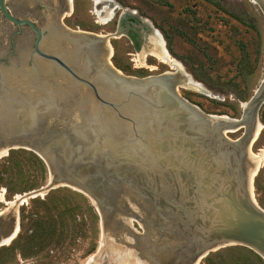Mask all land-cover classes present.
<instances>
[{
    "label": "water",
    "instance_id": "95a60500",
    "mask_svg": "<svg viewBox=\"0 0 264 264\" xmlns=\"http://www.w3.org/2000/svg\"><path fill=\"white\" fill-rule=\"evenodd\" d=\"M33 1L43 7L42 25L27 19L33 10L13 12L0 0V17L15 27L0 41V151L6 149L0 158L13 149L30 151L48 175L42 188L24 195L56 185L76 189L102 212L105 233L118 220L119 194L127 188L152 206L161 234L178 236L191 249L231 241L264 257V210L250 200L238 166L243 131L229 140L231 133H221L224 115L188 107L176 93V70L117 73L104 60L107 39L63 25L64 0L54 7ZM249 1L264 19V0ZM120 14L105 35H122L138 51L153 27L127 25ZM263 103L264 73L234 120L247 109L256 120ZM10 227L0 215V237Z\"/></svg>",
    "mask_w": 264,
    "mask_h": 264
},
{
    "label": "rangeland",
    "instance_id": "374dc122",
    "mask_svg": "<svg viewBox=\"0 0 264 264\" xmlns=\"http://www.w3.org/2000/svg\"><path fill=\"white\" fill-rule=\"evenodd\" d=\"M144 19L161 37L168 55L181 66L190 81L206 94L177 89V94L201 112L237 119L240 104L252 95L264 73V19L249 0H113ZM64 26L96 34L113 33L115 17L105 25L94 16V0H71ZM32 16L42 25L39 7L31 0ZM15 27L0 17V41L5 44ZM110 64L122 74L145 77L172 70L153 57L143 65L124 36L107 39ZM261 125L249 152L258 164L251 181L252 197L264 210V103L256 113ZM241 130L225 134L229 140ZM259 159H257V157ZM47 170L32 152L13 149L0 158V215L13 211L17 231L0 245V264H114L106 244H101L100 220L90 198L68 186L56 185L21 201L25 193L42 188ZM134 233L141 227L127 219ZM105 252V253H104ZM111 252H109L110 254ZM125 258L124 264H135ZM196 264H264L254 250L236 243H221L198 257Z\"/></svg>",
    "mask_w": 264,
    "mask_h": 264
},
{
    "label": "bare ground",
    "instance_id": "6f19581e",
    "mask_svg": "<svg viewBox=\"0 0 264 264\" xmlns=\"http://www.w3.org/2000/svg\"><path fill=\"white\" fill-rule=\"evenodd\" d=\"M39 1H41L43 4L53 7L57 5L56 0ZM64 2L65 6L61 12V19L68 15L72 7L71 0H64ZM5 3L12 8L13 12H17L20 11V9L22 11H25L26 9L29 10L31 0H5ZM118 9L121 11L120 19L125 20L127 25H132L135 27L139 24H142L144 26L151 27L137 13L119 7V5L113 0H94V8L92 13L96 17L99 24L105 25L113 19L114 13ZM48 15L52 16L53 12H49ZM120 32V28H118L117 34ZM141 36L144 38L145 35L142 33ZM97 37L103 39L104 41L110 38L108 35L102 34H98ZM147 37V40H145L146 42L142 43L140 49L135 51L136 54L133 55L137 64L143 65L146 57H153L160 63L168 65L172 70H176L177 75L180 78V89H187L201 94H206L200 87L190 81L188 75L185 73V71H183L181 66L168 55L161 37L155 32V30H153V28H151ZM110 55L111 49L109 45H106V55L104 60L107 65L114 69L109 61ZM117 73H120V71L117 70ZM188 107H191V109H194V111L198 110L193 105ZM219 121L226 125L221 133H234L237 131V126L241 131H243L241 139H239V142L236 143V153L238 152L237 156L239 157L238 166L245 173L244 181H242L244 183L246 182V189L250 200L255 204L251 192V181L255 173H257L256 170L259 165L257 164L254 168L255 162L250 155L251 153L249 152V145L255 139L262 127L255 120L253 114L248 109L241 121H235L234 119L225 116L220 117ZM5 152L6 149L0 151V156L4 155ZM259 157H257V159H259ZM124 190L125 191L122 192V194H119L121 210L119 217L117 218L118 220L113 226V229L103 233V223H101L102 219L100 220V228H102L101 244H106L108 257L113 254L115 259L114 264H124L127 262V260H125L126 257L129 258V260L134 258L132 262L138 261L139 264H196L199 255L203 254L206 250L215 248L221 244L219 242H210L205 245H197L194 249H191L186 245V242L182 243L183 239L179 238L178 236L170 235V233L161 234L157 228L158 221L156 220L155 216L156 212H154L152 206H149L148 203L144 206L143 202L138 197L135 195L130 196L128 194L127 188ZM41 191L42 189L39 190L40 194ZM125 195L129 196L126 197ZM25 198L26 195L22 196L20 200L17 201H21ZM90 201L92 202L93 206H95L98 213L103 216L102 212H99L92 198H90ZM2 216L10 220L11 227L5 236L0 237V244L8 242L15 235L18 229L15 212L7 211L3 213ZM129 217H133L137 221L141 227V233H134L130 229L127 223V219ZM229 243L234 242L230 241ZM109 252L111 253L109 254ZM134 263L137 264V262ZM95 264H103V262H100L99 260Z\"/></svg>",
    "mask_w": 264,
    "mask_h": 264
},
{
    "label": "flooded vegetation",
    "instance_id": "af4514ba",
    "mask_svg": "<svg viewBox=\"0 0 264 264\" xmlns=\"http://www.w3.org/2000/svg\"><path fill=\"white\" fill-rule=\"evenodd\" d=\"M128 10H129V9H128ZM130 11H131V10H130ZM131 12H132V11H131ZM114 17H115V14H114ZM114 17H113V18H114Z\"/></svg>",
    "mask_w": 264,
    "mask_h": 264
}]
</instances>
